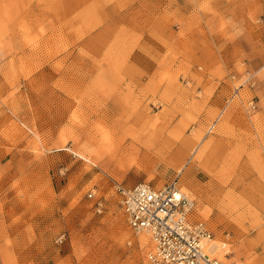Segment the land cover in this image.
Segmentation results:
<instances>
[{"label": "rangeland", "instance_id": "rangeland-1", "mask_svg": "<svg viewBox=\"0 0 264 264\" xmlns=\"http://www.w3.org/2000/svg\"><path fill=\"white\" fill-rule=\"evenodd\" d=\"M173 178L264 264V0H0V264H144L114 182Z\"/></svg>", "mask_w": 264, "mask_h": 264}, {"label": "built area", "instance_id": "built-area-1", "mask_svg": "<svg viewBox=\"0 0 264 264\" xmlns=\"http://www.w3.org/2000/svg\"><path fill=\"white\" fill-rule=\"evenodd\" d=\"M114 189L128 226L149 237L144 264H243L229 256L226 240L215 243L204 221L191 217L195 201L178 188L175 178L161 186L148 180L130 185L115 181ZM94 204L101 212L102 200Z\"/></svg>", "mask_w": 264, "mask_h": 264}, {"label": "bare ground", "instance_id": "bare-ground-1", "mask_svg": "<svg viewBox=\"0 0 264 264\" xmlns=\"http://www.w3.org/2000/svg\"><path fill=\"white\" fill-rule=\"evenodd\" d=\"M219 242V241H218Z\"/></svg>", "mask_w": 264, "mask_h": 264}]
</instances>
